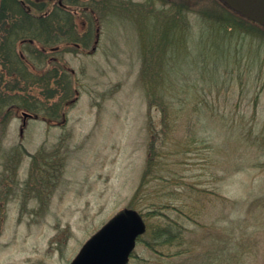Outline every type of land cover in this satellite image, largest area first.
<instances>
[{"label":"rangeland","instance_id":"obj_1","mask_svg":"<svg viewBox=\"0 0 264 264\" xmlns=\"http://www.w3.org/2000/svg\"><path fill=\"white\" fill-rule=\"evenodd\" d=\"M212 4L67 6L100 22H73L80 40L34 71L70 74L74 92L47 100L46 83H23L42 110L0 120V264H69L131 206L156 210L142 236L155 250L138 241L129 264H264V32L220 41L209 61ZM159 223L179 239L153 240Z\"/></svg>","mask_w":264,"mask_h":264},{"label":"trees","instance_id":"obj_2","mask_svg":"<svg viewBox=\"0 0 264 264\" xmlns=\"http://www.w3.org/2000/svg\"><path fill=\"white\" fill-rule=\"evenodd\" d=\"M50 1H0V120L3 118L6 121L11 117L12 111L8 110L7 107L21 106L23 109L32 112H40L42 110L40 108V99H42L40 95L36 96L34 92H28L27 88L25 90L32 97L24 98L20 95L23 90L20 86L23 83L28 88L34 84L46 83L45 87L48 92L46 95L44 93V95L47 100L53 99L58 95L61 96V93H64L62 98L66 99L74 92L72 89V76L70 74L64 72L61 76L56 69H45L39 73H35L34 71L39 66L42 65L43 67L45 65V50L48 48L57 50L61 43L78 42L80 40L76 36V28L70 20V14L64 9H51ZM212 2L214 10L217 12H200L209 21L207 22V26L209 25L210 29L213 30L211 31L212 36H210L212 37V41L216 42L217 40L216 45H212L207 41V48L203 49L208 53L209 61L213 58L212 49L214 46L219 47L220 41L223 42L224 48L228 50L238 37L246 35L248 31L254 28H262L260 30L264 32V27L246 17L236 14L226 7L221 0H212ZM236 48L241 49V46L238 44ZM241 60L242 58L238 57V61L240 62ZM38 62H40L39 65L36 64ZM213 63L215 64L216 61H212ZM228 71L226 70L224 73L227 74ZM211 72L214 73V70ZM224 73L220 74L224 75ZM51 84H54L56 87L52 88ZM34 96L37 99H34ZM151 97L152 95L149 94V99ZM155 100L150 99V103H154ZM156 102L158 100L154 104ZM57 105L55 104L56 108ZM53 113L55 114L56 110ZM143 182L142 185L146 183ZM140 191L141 188L136 192L133 199H136ZM155 214L156 210H149L142 215L152 216ZM171 226L159 223L157 226L159 231L156 234L155 232L152 233L153 240H158L163 236L166 237V240L179 239L177 235L173 234ZM166 240L164 242H167ZM138 241L155 250L150 241H145L142 236L138 238ZM131 258L137 259L138 256L132 254Z\"/></svg>","mask_w":264,"mask_h":264},{"label":"water","instance_id":"obj_3","mask_svg":"<svg viewBox=\"0 0 264 264\" xmlns=\"http://www.w3.org/2000/svg\"><path fill=\"white\" fill-rule=\"evenodd\" d=\"M235 11L264 25V0H222ZM25 118L30 116L23 114ZM146 223L135 209L118 210L82 245L69 264H128Z\"/></svg>","mask_w":264,"mask_h":264},{"label":"flooded vegetation","instance_id":"obj_4","mask_svg":"<svg viewBox=\"0 0 264 264\" xmlns=\"http://www.w3.org/2000/svg\"><path fill=\"white\" fill-rule=\"evenodd\" d=\"M82 1L85 0H68V3L70 4H66L64 2V0H55L53 3V6L56 8L58 7L59 9H64L66 12H68L70 14V18L72 19V22H80V23H91V22H95L98 23L100 22V19L97 15H94L93 12L90 13V15H86V7L82 8L81 14L79 15V11L78 10H71V9H67L68 7H80ZM95 2H101L103 0H93ZM72 4V5H71ZM68 6V7H67ZM80 18V19H79ZM82 18V19H81Z\"/></svg>","mask_w":264,"mask_h":264}]
</instances>
